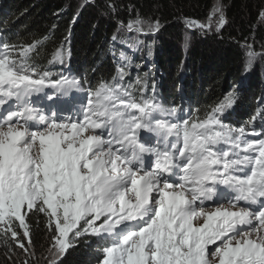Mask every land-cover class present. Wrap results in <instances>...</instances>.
<instances>
[{"label":"snow or ice","instance_id":"6c2138e0","mask_svg":"<svg viewBox=\"0 0 264 264\" xmlns=\"http://www.w3.org/2000/svg\"><path fill=\"white\" fill-rule=\"evenodd\" d=\"M226 23L221 0L206 22L186 19L205 34ZM120 24L143 36L161 27L139 16ZM42 43L0 35L4 264H64L84 239L100 245L98 264H264V130L255 127L264 109L228 123L233 89L203 116L185 113L158 99L154 83L148 95L146 79L125 84L127 60L110 80L86 85L38 63ZM244 48L246 76L264 50ZM71 55L66 38L49 64L70 70ZM33 216L47 237L39 258Z\"/></svg>","mask_w":264,"mask_h":264},{"label":"trees","instance_id":"16d2710c","mask_svg":"<svg viewBox=\"0 0 264 264\" xmlns=\"http://www.w3.org/2000/svg\"><path fill=\"white\" fill-rule=\"evenodd\" d=\"M227 23L216 32L185 39L186 19L204 22L213 0H0V35L24 45L43 41L36 56L53 73L65 71L92 86L110 80L127 60L130 74L125 84L139 77L155 84L158 99L181 105L203 116L224 94L235 89L239 104L228 123L241 126L264 109V61L244 73V44L264 50V0H221ZM113 5L115 11L108 6ZM137 16L161 27L153 35L129 33L122 28ZM47 37V40H43ZM70 41V70L49 64L57 46ZM35 56V53H33ZM81 100L86 93L79 94ZM257 131L264 120L255 121ZM37 254L47 246L43 221L32 217ZM39 223V228L35 226ZM102 252L94 239H84L72 248L64 264H98ZM22 258V257H21ZM0 264H4L0 255Z\"/></svg>","mask_w":264,"mask_h":264},{"label":"rangeland","instance_id":"374dc122","mask_svg":"<svg viewBox=\"0 0 264 264\" xmlns=\"http://www.w3.org/2000/svg\"><path fill=\"white\" fill-rule=\"evenodd\" d=\"M84 1H93V0H84ZM215 2H216V0H213V5L215 4ZM215 17H213V21H215ZM207 21V20H206ZM206 21H204V22H206ZM122 28H124V29H126L127 30V28L125 27V26H122ZM185 39L186 40H189V41H191V40H195L196 38L195 37H198V36H201V35H203V34H205V33H202L201 31H199V30H191V29H188L187 27H186V21H185ZM128 31V30H127ZM129 32V31H128ZM213 32H215V31H208L207 33H213ZM206 33V34H207ZM135 34H137V33H135ZM246 44H250V43H246ZM246 44H244V45H246ZM252 45V44H251ZM254 46V48H255V50L257 51V52H259V50H258V47L257 46H255V45H253ZM37 256H38V258L40 257V255H38L37 254ZM41 264H44V261L41 259Z\"/></svg>","mask_w":264,"mask_h":264}]
</instances>
